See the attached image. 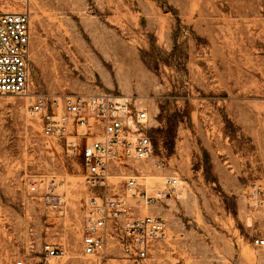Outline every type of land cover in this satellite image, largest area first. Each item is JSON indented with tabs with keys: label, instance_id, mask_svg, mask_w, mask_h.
Instances as JSON below:
<instances>
[{
	"label": "rangeland",
	"instance_id": "rangeland-1",
	"mask_svg": "<svg viewBox=\"0 0 264 264\" xmlns=\"http://www.w3.org/2000/svg\"><path fill=\"white\" fill-rule=\"evenodd\" d=\"M31 13L33 91L130 97L151 116L153 153L129 175L149 195L181 181L177 198L142 202L169 237L136 264H264V0H31ZM26 107L0 95V264H131L117 246L82 255V158L47 142ZM39 179L66 193L62 213L29 193ZM45 244L66 256L47 260Z\"/></svg>",
	"mask_w": 264,
	"mask_h": 264
},
{
	"label": "built area",
	"instance_id": "built-area-1",
	"mask_svg": "<svg viewBox=\"0 0 264 264\" xmlns=\"http://www.w3.org/2000/svg\"><path fill=\"white\" fill-rule=\"evenodd\" d=\"M31 18V0H0V95L25 99L27 115L38 122L43 138L57 144L68 157L81 156L85 184L91 190L83 203L82 255L103 259L117 246L123 261H146L155 246L168 239L169 224L152 211L143 213L142 202L152 207L181 193V181L176 176L167 177L163 189L149 195L140 181L144 177L129 175L130 166L145 164L153 153L151 116L130 97L105 92L66 96L34 92ZM119 177L124 180L121 186L109 180ZM57 188L53 179L28 184L29 193L40 192L44 205L62 213L68 199L66 193L56 192ZM262 193L261 184L251 186L254 201L258 202ZM129 198L136 202L131 204ZM255 244L264 248V238H257ZM43 252L49 260L65 257L67 250L45 244ZM15 264L29 263L18 257Z\"/></svg>",
	"mask_w": 264,
	"mask_h": 264
},
{
	"label": "bare ground",
	"instance_id": "bare-ground-1",
	"mask_svg": "<svg viewBox=\"0 0 264 264\" xmlns=\"http://www.w3.org/2000/svg\"><path fill=\"white\" fill-rule=\"evenodd\" d=\"M164 179L162 177H158L152 181L153 188H160L163 185Z\"/></svg>",
	"mask_w": 264,
	"mask_h": 264
}]
</instances>
